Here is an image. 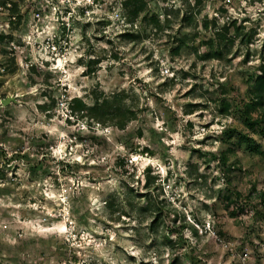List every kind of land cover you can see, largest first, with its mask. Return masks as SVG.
Returning a JSON list of instances; mask_svg holds the SVG:
<instances>
[{
    "label": "rangeland",
    "instance_id": "obj_1",
    "mask_svg": "<svg viewBox=\"0 0 264 264\" xmlns=\"http://www.w3.org/2000/svg\"><path fill=\"white\" fill-rule=\"evenodd\" d=\"M136 1L0 0V264H264V0Z\"/></svg>",
    "mask_w": 264,
    "mask_h": 264
},
{
    "label": "trees",
    "instance_id": "obj_2",
    "mask_svg": "<svg viewBox=\"0 0 264 264\" xmlns=\"http://www.w3.org/2000/svg\"><path fill=\"white\" fill-rule=\"evenodd\" d=\"M142 0H137L136 2H139ZM134 3L133 1H127L125 3L126 6H128L129 4ZM146 3L143 1V6L137 8L136 10L133 11L132 16H138L139 13L141 12V10H143V7H145ZM134 6L136 7L135 3ZM157 24H159V19L154 18L153 19ZM234 23V22H233ZM224 31H229L230 30V25H225L223 27ZM254 95H255V101L254 104L257 106H264V67L261 69V74L258 76L257 81L254 84ZM73 105L76 106V110H84L85 108H87L85 106V104L83 103V101H81L80 99H74L73 101ZM107 108H110V110H113V112L120 110L121 107H115V105H113V102L108 99L105 98L101 103H97L96 105H94L93 109L94 110H106ZM246 122L248 124L249 127H252L254 130L256 129V126L258 125L257 122H254L251 120V117H247L246 118ZM246 138V141L249 143V147L250 149H258V146L254 145V140L250 139L248 137H244ZM260 198L262 200H264V193H260Z\"/></svg>",
    "mask_w": 264,
    "mask_h": 264
},
{
    "label": "water",
    "instance_id": "obj_3",
    "mask_svg": "<svg viewBox=\"0 0 264 264\" xmlns=\"http://www.w3.org/2000/svg\"><path fill=\"white\" fill-rule=\"evenodd\" d=\"M14 100H15L14 97H10V98H7V99L3 100V103H4L5 105H7V104H9L11 101H14Z\"/></svg>",
    "mask_w": 264,
    "mask_h": 264
},
{
    "label": "built area",
    "instance_id": "obj_4",
    "mask_svg": "<svg viewBox=\"0 0 264 264\" xmlns=\"http://www.w3.org/2000/svg\"><path fill=\"white\" fill-rule=\"evenodd\" d=\"M37 16H39V17H40V14H38ZM39 17H38V18H39ZM34 19H36V17H34Z\"/></svg>",
    "mask_w": 264,
    "mask_h": 264
}]
</instances>
